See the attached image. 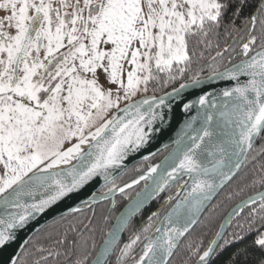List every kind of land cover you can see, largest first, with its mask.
Wrapping results in <instances>:
<instances>
[{
  "label": "snow or ice",
  "instance_id": "6c2138e0",
  "mask_svg": "<svg viewBox=\"0 0 264 264\" xmlns=\"http://www.w3.org/2000/svg\"><path fill=\"white\" fill-rule=\"evenodd\" d=\"M248 7L253 11L242 18ZM0 11L7 13L0 17V246L15 239L14 230L94 177L112 183L109 169L138 150L154 121L164 118L154 110L156 97L133 101L159 73H167L170 80L183 76L196 47L210 48L209 37L219 36L222 26L225 35L234 32L240 40L247 35L241 45L247 58L223 72L213 69L208 77L236 85L222 90L219 100L201 96L199 104L207 107L192 117L199 127L187 125V142L177 140L163 165L139 177L148 180L163 169L149 195L163 191L169 180L183 175L191 180L188 196L155 228L157 234H149L151 225L145 226L116 258L117 264L130 257L133 264H167L219 187L214 178L220 177V184L230 179L255 140L264 139V0H0ZM258 40L260 50L249 56ZM227 50L217 51L216 57ZM240 77L248 79L241 83ZM201 83L194 76L174 92ZM162 104L160 98L155 107ZM190 107L185 105L186 110ZM73 159L77 163L71 168L52 171ZM257 182L264 184V176ZM143 203L138 199L118 217L93 264H106L119 233ZM249 205L252 223L257 217L264 220V192L249 197L243 207ZM224 227L202 253L194 250L197 264H209L217 248L243 239L238 234L225 239ZM138 242L143 247L136 259L132 251ZM254 244L264 249V232Z\"/></svg>",
  "mask_w": 264,
  "mask_h": 264
},
{
  "label": "trees",
  "instance_id": "16d2710c",
  "mask_svg": "<svg viewBox=\"0 0 264 264\" xmlns=\"http://www.w3.org/2000/svg\"><path fill=\"white\" fill-rule=\"evenodd\" d=\"M252 11V7L245 8L242 18L248 16ZM240 23L241 21L238 20L237 24ZM229 32H231V29H229ZM234 37H236L234 32L231 35H225L222 26L219 36L211 35L209 37L212 41L210 48L196 47L197 55L192 58V63L187 67L183 76L177 75L175 80H170L167 73H159L158 79L149 83L147 92L141 93L137 98L145 95L159 96L165 94L181 84L191 82L194 76H199L200 79L209 77L213 69L221 72L230 65L247 58L243 55L241 48L242 43L247 40L246 34H244V40L239 39L222 56L216 57V52L226 48ZM259 44L260 41L258 40L255 45L251 46L249 56L260 50ZM193 46H195L194 42H190V47ZM200 52H203L202 58L199 55ZM213 57H216V59L213 60ZM262 148H264V139H259L238 176L220 193L196 228L183 241L170 264H196L198 256L194 254V250L199 248L200 253H202L207 249L211 241L216 238V233L219 232L222 222L230 210L243 200L264 190V184L254 183L261 176H264V152L261 151ZM165 154L166 152L136 164L123 176L106 187L103 192H108V189L113 188V186H122L130 182L146 171L149 165L161 160ZM150 162L151 164H149ZM182 185L183 183H180L169 189L164 196L156 200L147 210L133 220L119 247L107 264H117L116 258L120 253V249L135 234L140 233L142 228L151 225L149 234H152L168 207L164 212L157 213V211L170 194L173 195L167 200L169 201L168 206L170 207L175 203L180 196L179 191ZM142 187L143 185H140L136 189L119 196L111 214H109L111 208L109 202L97 207L82 208L47 225L34 236L17 264H36L37 261H40V264H74L75 260L84 257H87L85 264H90L121 210ZM252 207H248L238 216L225 236V239L232 240L233 234H238L243 239L225 245L223 248H218L209 264H264V249L254 244V240L259 233L264 232V227H261L264 220L257 217L255 223H252V217L249 215ZM153 213H156V215H153ZM250 224L252 226L251 231H249ZM59 241L63 242L58 243ZM221 245H224V240ZM142 247L143 243L138 242L133 248L132 257L138 259ZM40 249L45 251H40ZM49 251L53 253L60 252L61 255L58 257L55 255L49 256ZM41 257H47V259L42 260ZM125 264H133L132 258L130 257Z\"/></svg>",
  "mask_w": 264,
  "mask_h": 264
},
{
  "label": "water",
  "instance_id": "95a60500",
  "mask_svg": "<svg viewBox=\"0 0 264 264\" xmlns=\"http://www.w3.org/2000/svg\"><path fill=\"white\" fill-rule=\"evenodd\" d=\"M239 40L238 37L233 39V41L226 47L227 49L233 47L235 43ZM223 51V50H222ZM224 54V52H223ZM255 54V53H254ZM252 54V55H254ZM246 59V58H245ZM237 62L236 64H239ZM235 65V64H234ZM233 65H230L228 68H231ZM224 71V70H223ZM221 71V72H223ZM248 79V77H240V82L243 83ZM203 83H201L198 86L195 87H188L185 89H182L179 94L177 95L176 92H174V89L162 94V95H145L140 98H137L134 101H140L143 99H150L152 97H156V101L154 102V110L158 113H161L163 115V120L157 119L154 121L152 130L150 132V136L148 140L138 148V150L130 152L120 163L118 167H114L112 169H109V172L111 174L112 183L116 181L118 178L123 176L128 170H130L133 166H135L138 163H141L143 161H146L148 159L154 158L159 156L160 154L166 152V154L155 164L149 165L148 169L150 167H154L157 165H163V162L165 161V158L168 157L176 148H177V140H183L184 142H187V137L184 136L185 132L191 133V129L187 127L190 123L192 124V128H198L199 127V121L196 123H192V117H195L198 115L199 112H202L205 110L207 106H201L199 104V99L201 96L207 97L208 100H219L222 99L221 93L222 90L234 87L236 85V81L228 80V79H212L209 80L208 77L201 79ZM185 83V84H190ZM177 87L176 89H179ZM160 98H163L164 104L160 105L159 107H155L156 104L159 103ZM185 105H191L189 109H185ZM147 106L145 105V108ZM260 138L255 140L253 148L256 146ZM253 148L247 153L246 159H244L241 163V166L239 169L234 170V175L231 176L230 179L224 180L222 184H220V177H215V182L219 184V187L216 188L215 192L213 193L211 199L206 202L203 210L195 217L196 222L192 224L189 227L188 232L184 234L180 238L178 246L173 250V254L168 258L167 264H170L178 250L180 249V246L182 245L183 241L187 238V236L196 228L197 224L200 222V220L203 218L205 213L208 211V209L214 204L215 200L218 198L220 193L228 187L238 176L239 172L244 167L250 153L252 152ZM77 163L76 160H72L69 164H61L59 167L52 169V171H62L66 170L68 168H71L73 165ZM148 169L140 174L138 177L134 178L130 182H128L125 185H132L131 187H125L122 186L120 188H124L123 192H120L119 189H115L113 192L103 193L102 191L109 186L111 183L105 185V181L102 177H94L93 180L88 182L83 187L77 189L76 191L69 193L67 196L63 197L62 199L58 200L55 204H52L49 206L44 212L36 214L34 219H30L28 224L22 228V229H16L15 231V239L6 243L3 246H0V264H17L21 255L23 254L26 247L29 245L31 240L34 238V236L39 233L44 227L51 224L52 222L63 218L65 216L71 215L77 211H73L74 209L81 210L82 208H92L97 207L104 203H111L110 213L113 211L116 205V198L119 196L131 191L132 189L146 183L144 188L136 194V196L130 200L127 205L121 210L117 218L115 219L110 231L113 229V226L117 223L118 217L121 216L122 213H125L130 206L134 205L135 202L138 199L144 200V203L139 208L136 213L131 216L129 223L127 227L119 233V237L117 240V244L115 247V250L108 256L106 264L108 263L111 256L114 254L116 249L119 247L122 239L125 236V233L133 220L137 218L139 215H141L145 210H147L156 200L161 198L169 189L177 186L180 183H183V185L180 188V196L175 201L173 205H171L160 222L158 223L157 227L162 225V222L164 221V218L167 216L169 212L172 211L174 205L178 201H183L189 194L190 191V185L191 180L188 176L183 175L181 178L177 180H169L168 183L164 186L163 191L157 192L155 194L149 195L150 192H152L154 188L153 180H159L160 175L163 171L162 168H158L156 173H152L150 179L148 180H139V177L142 175H145L148 173ZM227 170V169H225ZM170 171V169H169ZM134 180H139V183L133 184L132 182ZM261 192H264L262 190ZM138 194L139 197H138ZM257 194V193H256ZM256 194L252 195L255 196ZM250 196V197H252ZM249 198L243 200L242 202L238 203L235 207H233L230 212L226 215L224 218L222 225H224L223 233L224 238L226 234L228 233L230 227L236 221L238 216L248 207L252 206L249 205L248 207H243L244 202L247 201ZM169 201H166L157 211V213L163 212L168 207ZM242 208V210H241ZM230 220V223H227L226 221ZM109 231V232H110ZM222 231L220 228L219 232ZM108 232V233H109ZM155 230L152 232V235H156ZM108 236V234H107ZM106 236V238H107ZM105 238V239H106ZM104 239V241H105ZM216 239V238H215ZM101 244L98 253L101 250L102 245ZM223 240L219 241V244H222ZM218 248L216 249L217 252ZM97 253V254H98ZM96 254V256H97ZM216 254V253H215ZM95 256V258H96ZM215 256V255H214ZM212 256L210 258L209 263L213 259ZM92 260L90 264H93ZM197 264V262H196Z\"/></svg>",
  "mask_w": 264,
  "mask_h": 264
},
{
  "label": "flooded vegetation",
  "instance_id": "af4514ba",
  "mask_svg": "<svg viewBox=\"0 0 264 264\" xmlns=\"http://www.w3.org/2000/svg\"><path fill=\"white\" fill-rule=\"evenodd\" d=\"M6 14H7V13H5V12H3V11H0V17L5 16ZM9 31H12V32L14 33V29H9ZM149 164H151V162H150ZM144 172H145V171H144ZM144 172H143V173H144ZM127 183H128V182H127ZM127 183H126V184H127ZM111 184H112V183H111ZM124 185H125V184H124ZM124 185H122V186H124ZM142 185H143V187H142L138 192H140V191L144 188V186L146 185V183H144V184H142ZM122 186L114 187V190H115V189H118V188H120V187H122ZM107 187H108V186H107ZM138 187H139V186H138ZM136 188H137V187H136ZM136 188H134V189H136ZM134 189H132V190H134ZM102 192H103V191H102ZM108 192H109V191H108ZM108 192H103V193H108ZM129 192H130V191H129ZM138 192H136V194H137ZM136 194L133 196V198L136 196ZM172 195H173V194H170L169 197H171ZM163 196H164V195H163ZM169 197H167V200L169 199ZM133 198H132V199H133ZM116 199H117V198H116ZM132 199H131V200H132ZM167 200H165L164 203H165ZM164 203H163V204H164ZM163 204H162V205H163ZM168 208H169V206H168ZM164 211H166V209H165ZM164 211H163V212H164Z\"/></svg>",
  "mask_w": 264,
  "mask_h": 264
},
{
  "label": "rangeland",
  "instance_id": "374dc122",
  "mask_svg": "<svg viewBox=\"0 0 264 264\" xmlns=\"http://www.w3.org/2000/svg\"><path fill=\"white\" fill-rule=\"evenodd\" d=\"M144 91H141L140 93H138L135 97H133V101L134 100H136L137 99V97L139 96V95H141V93H143ZM124 106V102H121V107H123ZM113 111H115V110H113ZM67 146V145H66Z\"/></svg>",
  "mask_w": 264,
  "mask_h": 264
},
{
  "label": "bare ground",
  "instance_id": "6f19581e",
  "mask_svg": "<svg viewBox=\"0 0 264 264\" xmlns=\"http://www.w3.org/2000/svg\"><path fill=\"white\" fill-rule=\"evenodd\" d=\"M84 147V150L86 151L87 150V146H83Z\"/></svg>",
  "mask_w": 264,
  "mask_h": 264
}]
</instances>
